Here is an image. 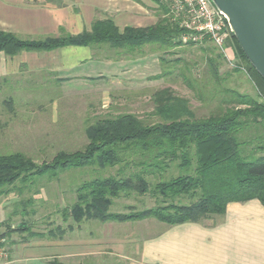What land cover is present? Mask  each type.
Masks as SVG:
<instances>
[{"label": "trees", "instance_id": "16d2710c", "mask_svg": "<svg viewBox=\"0 0 264 264\" xmlns=\"http://www.w3.org/2000/svg\"><path fill=\"white\" fill-rule=\"evenodd\" d=\"M131 1L141 4V0ZM153 2L162 17L145 27L119 29L111 19H95L88 30L79 34L62 33L40 39H25L0 29V56L77 47L88 48L94 54L108 49L122 51L120 56L133 61L143 57V47L148 45H158L166 51L184 44L209 43L205 38L201 42H183L188 30L173 18L166 1ZM225 46L231 47L236 61L232 71L247 76L255 97L222 88L219 110L198 118L189 100L172 88L155 90L150 97L151 116L157 117L158 122L146 123L130 112L107 114L85 124L86 144L80 150H61L40 163L20 152L0 153V195L19 197L18 205L28 213L25 208L38 199L33 196L40 195L44 185L49 184L38 179L46 177L58 183L70 169L87 167L97 172L111 168L108 175L81 183L71 205H52L63 222L71 220L78 226L89 221L155 219L175 226L214 221L233 202L258 200L264 207V79L252 68L232 34ZM220 60H224L221 54L207 60L211 76L217 80ZM187 70L183 66L181 72ZM96 79L100 77L90 80ZM3 81L7 83L8 79ZM58 81L55 79L59 86ZM33 104L27 101L19 107L30 112ZM16 106L13 97L3 95L0 117L15 114ZM177 171L183 173L177 175ZM24 194L31 197L20 198ZM131 196H148L155 204L141 210L128 206L124 213L109 211L115 199ZM27 229L22 223L12 232L23 234ZM64 234V229L56 226L46 233L32 232L30 237L61 240ZM49 264L65 263L52 259Z\"/></svg>", "mask_w": 264, "mask_h": 264}, {"label": "rangeland", "instance_id": "374dc122", "mask_svg": "<svg viewBox=\"0 0 264 264\" xmlns=\"http://www.w3.org/2000/svg\"><path fill=\"white\" fill-rule=\"evenodd\" d=\"M139 6L144 10L148 8V15H156V22L162 17L158 5L153 0H141ZM144 49L145 53L141 61L135 59L137 62L120 56L122 51L113 49H108L107 52L95 51L96 55L93 51V55L97 57L95 59L101 60L102 63L96 65L92 76L94 78L100 76V79H96L94 83L79 80L68 89L64 88L65 93L59 98L55 95L59 91V86L47 70H42V76L21 70L19 74L0 78V98L9 95L14 98L17 105L15 114L6 113L4 117H0V153L20 152L40 163L50 160L61 150L68 152L80 150L86 144L85 124L107 114L130 112L146 123L158 122L157 117L151 116L153 104L150 97L155 90L166 87L172 88L177 95L187 98L191 110L198 118L219 110L222 88L255 97L254 87L247 76L243 72L232 71L236 61L231 47L227 52L230 60L225 58L220 60L219 80L211 76L207 61L208 57L219 54L210 42L184 44L166 51L158 45H148L143 47ZM50 56L54 55L49 54L46 62L48 65H53L56 59ZM105 57H109L116 64L111 65V68L104 67L102 64ZM183 66L188 70L181 72ZM97 73L101 75L98 76ZM3 79H8V82H4ZM27 101L29 104L34 103L30 107L32 113L26 108L19 107L21 103ZM39 106L42 107V111L39 110ZM22 109L26 110L23 112ZM93 170L87 167L70 169L64 173L58 183L49 181L46 177L38 179L49 184L44 185L45 188L41 190L40 195L33 196L40 200L36 201L33 198L31 207L25 208L28 213L18 205L19 197L0 195V240L3 239L2 244L7 252L9 245H30L45 239L44 236L31 238L32 232L42 234L60 226L65 234L77 231L79 233L74 234L78 235L79 240L86 238L89 242L93 239H104L103 234L106 229L105 234L111 235L107 237L106 246L114 251L121 247L123 255L134 257L141 239L154 232L153 228L140 229L144 221L125 223L89 221L86 225L84 222L78 225L77 230V225L71 220L64 223L52 206L60 205L61 201L71 205L75 202V189L81 183L94 177H103V174L108 175L113 169L107 168L97 172ZM182 173L177 171V175ZM28 197H31V194H24L20 198ZM154 204V200L148 196H131L127 199H115L109 211L124 213L128 206L141 210ZM31 211L36 214L31 215ZM147 221L160 224L155 219ZM22 223L28 228L23 234L12 232ZM47 240L51 241L49 238ZM39 251L41 250L28 249L26 255H30L31 252L39 254ZM26 255L21 254V261L17 264H27L24 260ZM95 258L89 257L85 261L80 260L79 263L127 264L116 253ZM8 260L10 262V256Z\"/></svg>", "mask_w": 264, "mask_h": 264}, {"label": "crops", "instance_id": "0c3cea01", "mask_svg": "<svg viewBox=\"0 0 264 264\" xmlns=\"http://www.w3.org/2000/svg\"><path fill=\"white\" fill-rule=\"evenodd\" d=\"M139 5L131 0H0V29L21 38L40 39L62 33L79 34L88 30L95 19H111L119 29L155 24L156 15H148V8L144 10ZM49 54L56 59L53 65L46 62ZM101 63L88 48L20 52L13 57L0 56V78L19 74L21 70L42 76V70H47L60 80V90L55 95L62 96L64 88L68 89L79 80L94 83L90 79L94 78L92 74L96 65ZM114 64L110 58H104L102 65L111 68ZM65 205L66 202L61 201L59 208ZM147 220H142L140 229L153 228L154 232L141 239L132 258L123 255L121 247L114 251L106 246L107 237L111 235L105 234V229V238L92 242L86 238L79 240L76 235L79 232L70 231L61 240L45 238L30 245H9V263H20V255L35 248L41 251L26 255L27 264H49L52 259L79 264L80 260L89 257L93 259L115 253L127 264H264V207L258 200L229 203L223 216L203 223L166 226ZM88 234L91 236V232Z\"/></svg>", "mask_w": 264, "mask_h": 264}, {"label": "built area", "instance_id": "2783aa9c", "mask_svg": "<svg viewBox=\"0 0 264 264\" xmlns=\"http://www.w3.org/2000/svg\"><path fill=\"white\" fill-rule=\"evenodd\" d=\"M166 1L174 19L188 30L182 37L183 42H201L207 39L223 58L228 61V48L225 46L230 37V29L224 16L212 5L210 0H162ZM3 239L0 240V264H9V254Z\"/></svg>", "mask_w": 264, "mask_h": 264}, {"label": "water", "instance_id": "95a60500", "mask_svg": "<svg viewBox=\"0 0 264 264\" xmlns=\"http://www.w3.org/2000/svg\"><path fill=\"white\" fill-rule=\"evenodd\" d=\"M252 68L264 79V0H210Z\"/></svg>", "mask_w": 264, "mask_h": 264}]
</instances>
